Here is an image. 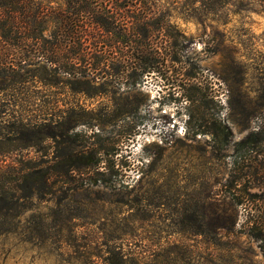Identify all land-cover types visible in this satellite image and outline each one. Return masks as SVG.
<instances>
[{
  "label": "rangeland",
  "instance_id": "rangeland-1",
  "mask_svg": "<svg viewBox=\"0 0 264 264\" xmlns=\"http://www.w3.org/2000/svg\"><path fill=\"white\" fill-rule=\"evenodd\" d=\"M239 1L196 13L156 0L185 39L143 79L87 77L84 92L0 79V185L13 187L18 161L48 179L0 211V264H264L242 233L264 217V146L247 168L236 145L258 124L240 125L264 84V13H235ZM238 190L253 202L237 205ZM238 212L235 232H219Z\"/></svg>",
  "mask_w": 264,
  "mask_h": 264
},
{
  "label": "trees",
  "instance_id": "trees-1",
  "mask_svg": "<svg viewBox=\"0 0 264 264\" xmlns=\"http://www.w3.org/2000/svg\"><path fill=\"white\" fill-rule=\"evenodd\" d=\"M208 1L192 0L190 5L197 13L202 8L195 5ZM229 5L230 0H214L215 9ZM233 6L235 13H264V0H240ZM170 17L169 9L158 5L156 0H0V79L8 81L10 87L36 78L46 85L63 83L73 92L85 91L75 84L87 77L143 79L168 69V64L180 58V41L185 36L172 25ZM258 92L255 106L240 125L248 130L255 118L258 124L236 144L239 159L247 168L255 162L254 154L264 146V84ZM21 124L20 127L38 126ZM228 130L230 133L231 129ZM215 136L227 140V134ZM17 164L16 179L7 181L13 187L0 185L3 202L0 211L11 210L13 202L28 198L26 188L31 194L39 190L34 187L38 180L44 190L48 188L47 174L39 166L23 161ZM67 166L63 173L73 167L71 163ZM233 198L237 205L253 202L246 190H238ZM262 218L247 223L242 233L261 241L264 254ZM238 219L239 212L223 221L218 226L219 232H235ZM44 227L34 224L28 228L33 240H40Z\"/></svg>",
  "mask_w": 264,
  "mask_h": 264
}]
</instances>
